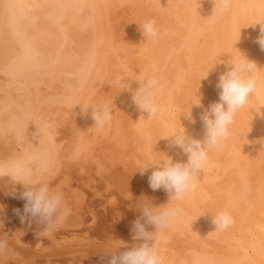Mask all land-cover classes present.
<instances>
[{"label": "bare ground", "instance_id": "1", "mask_svg": "<svg viewBox=\"0 0 264 264\" xmlns=\"http://www.w3.org/2000/svg\"><path fill=\"white\" fill-rule=\"evenodd\" d=\"M0 1L2 2V10L0 9V164H20L27 168L30 175L26 177V182H40V177L42 176L41 173L47 172L51 167L53 170V167L55 168L58 163L60 164L59 168L62 169L61 166H63V164L61 165V163L63 161L59 162V159H61L60 157L62 155L65 157L67 156L64 153L61 155V151L59 152L60 155H58L59 158L57 156L54 142L56 139H53L56 135L53 136L54 132L50 130V127H52L51 129H54L53 127L56 128V126L54 123L49 126L54 122L53 118L50 121L47 119L49 115V117L53 116L50 114L52 112H49L48 115L47 110L45 113L47 118H45V114L43 115L45 110L42 112L41 109L43 106L41 107L40 103L37 105V102L33 101V96L30 92L31 86L36 87L42 82L43 84L46 83L43 80L47 79L45 78L42 80L41 76L55 75L57 78H61L63 75H61L60 72L64 74L65 77L62 78H65L66 80H64L65 90L63 94V102L70 106H80V108L78 107V111L82 108V111H80L81 113L84 111L83 107L86 108L89 104L92 105L94 102V96L95 99L97 97V106L108 104L113 108L114 112L112 113L111 121L106 123L103 127L95 124L91 125V122L94 121H91L93 118H91V122H86L83 125L79 124L82 129L80 128L81 133H79L80 129L78 127L79 130H77V133L80 135L77 136L78 134H76L75 136V139L77 140H75L74 143H77V145L75 144L74 146V143L72 144L74 147L77 146V152H80L83 149H87L89 152V149L94 151V146L102 144L103 140L107 143L110 141L108 145H102L103 147L106 145L108 147L112 144L111 147H113L118 153L115 152L114 149H109L117 154V156L114 155L113 158L116 157L118 161L109 155L111 154L109 153V150V152L106 153V155L109 153L107 155L108 157L103 155L102 158L101 151L96 152L100 148L99 145L98 150L94 151L96 154H94L95 156H92L94 153L92 151H90V153L92 152V155L90 153L89 156L87 155L89 158L93 157V159L90 158L93 162L89 159V161L93 163L92 166L97 165H95L96 162H94L97 158L98 160H96L99 164L97 165L98 167H96L98 169L101 165L100 170L104 172L105 170H102V168H104L103 166L105 165L99 162V159L101 158L102 161H104V158L109 159L110 156L111 159L116 160L121 165L123 163H120V161L125 159L123 157H126L127 159L130 157L129 159H131V155L133 154L137 155L140 160H148V151L152 152V149L154 150L152 157L156 156L158 161L161 158L166 157V154L173 159L177 158L178 161H186L187 156L183 153L182 149L173 146L171 138H164V136L182 131L183 126L188 134L196 138L203 137L204 129L200 116L203 109L208 107V102H206L207 105H204L206 96L204 98L202 95L203 91L201 92L199 90L201 94L200 96H203L201 99L204 98V100L202 99V101H204L202 104L205 107L201 104L200 108H202V106L204 108L200 109V111L195 108V105V107L193 106L194 108L192 107V116L195 118V123H193L182 112L190 110V106L192 105L191 102L198 100V88H196V91L198 92L197 98L190 97L195 91L193 93L191 92L188 96L189 100L190 98L194 99L193 101H190L191 105L185 101L187 98H185V100L184 98L182 99L187 104L184 101H178L181 106L183 104L184 107L189 104L187 108H182V110L179 103H176L177 100H173L176 92L173 94L170 84H173V78L179 75L178 72H181L182 69L185 68V64L182 69L179 68L181 70L177 69L179 70H176L177 72L171 67V63L166 64L167 66L171 65L170 70L173 68L172 71H174V73L176 72V75L174 76L173 74L174 77L172 76L173 78L171 77L170 79L167 75L169 72L167 71L166 74L162 71L165 66V64L162 63V59L167 61L172 55L174 58V54H176L177 57V53H181L183 46L192 51V48L199 39L206 35V31L213 29L214 31L210 35L212 39L206 42V47L204 43L202 44V47L203 49H207L205 50L210 55V61L214 59V62L217 63L205 64L206 69L210 71V73L207 72L206 75L213 73L214 75L211 74L210 78H214L213 80H215V82H218L217 80L219 79V76L227 69V61L231 58V53L233 54V57L236 58L240 56L241 51L250 59L255 60L259 66L264 67V50H262L257 43V38L260 35L262 25L259 23L249 25L264 20V3H261V0H233V5L229 10H217L215 12L214 0H203L201 8L197 9V7H194L193 12L186 16L184 19L185 24L180 20L182 22L181 25L184 24L180 28L182 34L181 38H183L184 41L180 39L178 40L176 37L173 38L171 35L175 36V34H173L175 28L172 29L174 31L172 32L170 31L171 28H169V30L164 23L165 26L162 25V29H165V31L168 29L171 35L169 33L164 34V31H162L163 34L161 35V33L159 34V31L158 36H161V38L159 37L158 40H153L144 39L142 31H137V33L134 31L135 35H133L134 37H131V39H133L129 41L128 36L130 31H128V29V32L125 30L127 26L130 25L128 22H126L128 23V25L126 24V27L122 26V30L124 29L122 32L120 29L121 27H119V25H121V20H118L119 18H117V20L120 21V24L117 23L118 21H116L117 24L114 23L116 18L113 21V23L117 25V29L115 28L116 26L111 24L112 20L110 18L105 19L106 14V16L109 17L112 13H108L109 8H107V5H110L109 7L113 8L111 7L112 3L110 1V4H108V0ZM105 7L107 8L106 10H104ZM111 11L115 13L114 10L111 9ZM121 18L123 19V17ZM142 18V16L140 18L137 17L134 20L138 19V22H134L143 23L144 18ZM140 19L142 21H140ZM135 23L131 25H136L134 27L138 26L137 28H139V24L137 25ZM131 29H133L132 26ZM237 39L239 40L236 42ZM178 46L179 48L176 49ZM157 48H160V50H157ZM176 50L180 51L176 52ZM67 54H69V56H67ZM73 54H76V56ZM190 55L188 54L186 56L189 57ZM191 56L193 57V55ZM171 59L169 60L171 61ZM179 60H175L174 58V61L177 62L176 65H183L182 63H179ZM191 65L193 66V64ZM186 66L189 67L188 64H186ZM197 66L201 67L202 64H194L193 69ZM199 67L195 68L194 72L200 74L199 70H201L202 67L201 69H199ZM166 68L169 70V66ZM185 69L188 70L187 68ZM193 69L191 68L188 72L192 73ZM140 71H143V74L152 76L157 81L156 100L164 111L166 109L165 112L162 110L151 119L147 118V112H142L133 101L134 91L140 86V82L135 80L141 75ZM201 73L205 75V72ZM184 74L186 75L187 73ZM194 74L198 77V80H203L199 79V76L202 74L199 76L196 73ZM165 75L166 77H164ZM195 75L192 73L191 76L193 77ZM167 76L169 80L167 79ZM187 76L188 75L185 76L186 80L191 77ZM38 77H41V82H38ZM181 77L182 76L178 78L181 79ZM208 77L209 75L204 78L210 80ZM51 78L53 77H48L49 81L51 80L50 83H52ZM175 80H177V78H175ZM186 80L184 79L183 81L184 83L187 82L185 83L186 85L182 82V85H185L184 87L182 86L184 89L187 87V84H189L188 81H190ZM193 80L195 82V79ZM60 81L61 80L59 79L58 82ZM167 82L170 84L168 85ZM53 84L56 85V83ZM59 84L60 83H58V85ZM161 84H164V92L163 89H160L162 88ZM51 85L52 84L49 86L50 89L52 88ZM55 85H53L54 88L51 90L56 91ZM169 86L170 88H166ZM211 87L214 88V86ZM37 88L40 89L39 86L36 87V89ZM186 89L187 91H185V93L191 91L190 87ZM215 89L214 91H216ZM210 90L213 93L212 89ZM39 92L37 91V93ZM51 92L46 93L48 96H45L47 102L49 101L48 99L49 96H51ZM216 92L219 93L220 90L218 89ZM216 92H214L215 95H218ZM53 93L54 92H52V94ZM208 93L210 94V91ZM60 94L61 92L58 95L59 97ZM211 96H209V98ZM218 97L219 96H217V100ZM212 100L214 99L212 98L211 101ZM57 102L53 101V103ZM48 103L49 107L50 105L52 106V101ZM83 104L84 106H81ZM35 105L41 107H38V109L41 110L42 115L40 111L38 112ZM89 109H92L91 106ZM262 109H264V77L258 82L257 94L250 98L249 103L241 108L235 115L233 122L230 125V134L225 139V141L228 142L227 146L219 144L213 151L209 152L206 171L200 174L204 176L202 177L203 182L205 180L208 182L210 181V184H207L205 181V184L207 185L206 187L204 186L203 191L207 190L209 187L212 188L213 184L211 181H217V179L219 181L222 180L216 182V185H214L215 187H217V185H222L221 188L218 186L219 188L217 187V189H213V192L216 193L213 195H216V197L213 198L212 195H210L211 193H208L211 188H209L208 192H205V194H207L203 197L204 199L209 197V200L213 202V205L215 204L218 206V209H213L215 206L211 207L210 202L208 204V200L199 205V201L201 202L202 200L199 196H202V191L198 195V191L201 190L200 188L197 192H195L196 189L194 188L195 190H191V194L189 191V194L185 195L191 202L186 198L182 199L184 200L183 202H185V204L183 203L185 206H183V208L177 207L179 208V215L165 230L166 239L160 245V255L164 259L165 264H264V149H262L264 148V115L260 112H256ZM85 112L84 115L88 114L87 110ZM92 112L93 110L90 111L91 114ZM57 114L55 112L54 116H57ZM91 114L90 116L93 117ZM79 115L81 116L82 114ZM84 121L86 120L84 119ZM72 129H74V127ZM92 130L95 131L93 132ZM89 131L91 133L93 132L95 135L91 136ZM72 132L74 131L72 130ZM98 132H100V134L102 133L103 138L98 137ZM72 135L74 136V134ZM104 137H108V139L105 140ZM90 145L93 146L92 149ZM74 153L73 156L75 155ZM118 155H120V157H118ZM76 156L83 161V159L80 158L82 155L78 156L77 153L74 157L75 159H77ZM97 156L101 158H98ZM137 156L136 158H138ZM134 157L133 159L135 160ZM83 158H85L84 155ZM108 159L105 161L108 162ZM127 159L125 160V163L126 165L129 164V167L130 163H128ZM81 160H79L81 164H79L80 162L77 163L80 166H76L79 168V171H83L81 169L82 166H85L84 170H87L90 165L87 166L84 161L88 159L83 161L86 165ZM73 161L75 160L73 159ZM73 161L70 162L72 163ZM77 161L78 160H76V162ZM146 162L149 164V161ZM150 162L152 163V161ZM65 163H67V161H65ZM87 163L89 162L87 161ZM133 163L135 166L136 163ZM143 164L145 165L146 163ZM70 165L71 164H69V166ZM108 165H110V162ZM111 165L108 167L109 170H111L110 168L113 166ZM67 167L65 166V168ZM96 167H93L94 170ZM57 168H55V173H59L60 169L57 171ZM78 168H76V171ZM52 170L51 173L48 171L47 174L49 173V175L42 179L50 177V175L53 174ZM109 170L107 171L108 173H110ZM129 170H131V173L135 176V171H139L140 168L138 170L135 169V173L132 172V168ZM81 171V176L86 173ZM89 171L91 172L92 169H89ZM97 172L99 173V170ZM144 172H142V174ZM136 174L138 175V173ZM217 174L219 177L216 176ZM219 174L222 175V178ZM141 175L139 174L138 177L140 178ZM53 176H55V174ZM87 176L88 175H86V177ZM143 176L144 175H142V177ZM53 178L54 177H51L50 180ZM71 179L73 180L72 175L71 177L65 175L61 183L59 182L60 184L57 186L55 184H57L58 179L54 185L51 181H46L48 184L51 183L50 186L53 185L55 186L54 188H58L63 192L70 213L54 231L45 234L43 232L45 225L24 213L26 200L23 196H20V191H24V186L22 184H14L8 176H5L4 178L0 177V242H3L5 245L4 249L0 251V264H52L53 261L49 259L53 258L52 256L58 251L65 253L69 251L73 253L77 251L85 252L88 247L93 251V253L90 252L95 257L97 256V260L90 259L89 262H86V255L84 258L85 260H82L83 263L79 262L76 264H107L108 257L106 256L105 251L108 250L117 238L122 239L129 244L134 243L133 238H127L120 233L121 230L118 225L111 224L107 227V230L102 231L105 238H100L101 241L99 238L92 239V242H96V244H92L91 242V246L89 245L88 247L86 246L87 248H84L88 239L80 236L84 233L78 235L76 229H79V227L84 224L83 220L86 214H89L90 210L94 211L97 207L96 201L98 200L97 197H99L97 193L100 191L96 192L95 190L97 189L94 188L96 185L94 184L95 182H92L94 184L92 187L90 180H88V184L90 185H87L86 187L89 189L91 188L90 190L92 192L95 191L94 194L96 196V198L93 196V200H96L95 204L93 200H90L91 203L93 202V206H91L85 202L89 198V195L87 194L89 189L87 188V190L84 188L87 190V192H85V194H87L85 198L87 197V199L85 200L84 193H81L84 192L82 191V187H79L77 184H74L76 185L74 186ZM95 179L96 178H94V180ZM136 180L139 179L137 178ZM77 181L78 180L74 181V183ZM78 182H80V180ZM82 182L79 183L81 184L80 186H83L87 181L83 182L84 184H82ZM198 182H200V180ZM203 182L202 184H199L204 185ZM104 183L106 184V182ZM107 183L109 184L110 182L107 181ZM114 184L110 183V186H115ZM200 185L198 187H200ZM107 186L108 188H105L106 192L108 189H112L109 185ZM93 188L95 189L94 191ZM120 189L121 188L119 187V191ZM105 190L102 191L104 192ZM91 191L89 193H91ZM102 191L101 193L103 194ZM107 193L104 192L103 197H105V194L107 197ZM112 193H114V191ZM92 194L93 193H91V195ZM108 196H110V194ZM113 196L115 195L112 194V197ZM117 196L121 197L123 195H120V193L118 194L117 191ZM106 197L101 199L100 196L99 199H101V201L105 199L104 202L106 204L108 202L106 199L112 201L111 197H108L110 199ZM113 199L117 200L114 197ZM185 200H188V203H186ZM110 201L109 204H112L114 200L112 203H110ZM104 202L100 204L104 205ZM118 202L115 204H118ZM173 204L174 206H177L178 203L173 202ZM181 204L182 203H180V205ZM187 204L192 206L193 210H191L193 212L188 209L189 206ZM135 205L137 207L140 206L138 203H134V206ZM201 206H208V209H202L203 207L201 208ZM105 207L103 208L102 206L101 209L98 207L96 210L105 209L106 211L108 207L107 205H105ZM216 211H227L232 216L233 223L226 229L215 230V225L212 223V215H215ZM114 212L115 211L112 212V217L115 221H117V219H122L120 217L115 218ZM93 216L95 217L92 213L88 217L94 218ZM97 216L104 217L102 214ZM86 217L85 219L88 221V217ZM106 217L107 215H105V218L99 217V219L101 218V220L104 221L105 219L107 220ZM94 219L91 220L93 221ZM86 220L85 222H87ZM119 220L117 222L121 223V220ZM96 221L97 219L92 223L88 221L90 223V225H88L91 226L93 223L95 224ZM87 233L85 236H88ZM98 240L99 242L97 244ZM90 241L91 240H89L88 243H90ZM100 242L102 243L99 244ZM56 256L57 255H55V257ZM63 256L67 255L63 254ZM63 256L62 258H64ZM59 257L60 255L58 258ZM58 264H60V262Z\"/></svg>", "mask_w": 264, "mask_h": 264}, {"label": "clouds", "instance_id": "2", "mask_svg": "<svg viewBox=\"0 0 264 264\" xmlns=\"http://www.w3.org/2000/svg\"><path fill=\"white\" fill-rule=\"evenodd\" d=\"M214 3V12L227 11L232 7L233 0H214ZM261 3H264V0H261ZM257 23L262 25L257 43L264 50V20L249 25ZM139 28L144 39H154L158 34L156 22L152 19L139 23ZM227 65L216 85L220 90L219 100L205 108L200 116L204 129L203 137L196 138L188 134L184 126L182 131L164 136L171 138L173 146L182 149L187 160L174 162L173 158L166 154L159 162L150 165L155 168L149 176V185L153 190L165 189L169 193L168 201L162 204L149 202L138 207L141 216L132 225L134 243L129 244L117 238L105 251L107 264H165L160 255V245L166 239L165 230L179 215V208L175 207L173 202L181 201L196 187L198 176L206 171L209 152L229 136L235 115L257 94L258 82L264 77V67L241 51L240 56L236 58L231 53ZM140 72L141 75L135 79L140 82V86L134 91L133 101L142 112H147V118L151 119L163 110L156 100L157 81L152 76L143 74V71ZM201 104L199 95L190 110L182 113L195 123L191 110L194 105ZM89 106L93 109L95 125L103 127L111 121L114 110L108 104ZM256 112L264 115V109ZM150 166L140 171L143 172ZM29 175V170L20 164H0V177L8 176L14 184L24 186V213L44 224L45 234L51 233L66 219L70 209L62 191L46 182H26ZM212 223L215 230H223L233 223V218L227 211H219L212 215ZM149 226H152V230H149ZM4 247V243L0 242V251Z\"/></svg>", "mask_w": 264, "mask_h": 264}, {"label": "rangeland", "instance_id": "3", "mask_svg": "<svg viewBox=\"0 0 264 264\" xmlns=\"http://www.w3.org/2000/svg\"><path fill=\"white\" fill-rule=\"evenodd\" d=\"M112 3L111 5V7H113V8H110L109 6L110 5H107V3H106V5L108 6H106L107 8H109L108 9V13L110 14L111 12V14L109 15V17L108 16H106L105 15V19H108V18H110L111 20H112V23L111 24H113L114 26H116L115 28L117 29V23H119L120 21H118V20H121V25H119V27H121L120 29L122 30V26L123 27H126L127 25H128V23L131 25V24H134L135 22H138L137 20H134V19H136L137 17H143L144 18V20H143V22L144 21H146V19L147 20H149V19H152V20H155V22H156V27H157V31L159 32V34L161 33V35L163 34V32L162 31H164V34L166 33H169L170 31H172V32H174L173 34H175V36H173V35H171V33H169L173 38H177L178 40L180 39V40H182V41H184L183 40V38H181V32H180V28L185 24L184 23V19L186 18V16L188 15V14H190V13H192L193 12V8L194 7H197V9L198 8H201V6L203 5V0H118V2H117V0H108V4H110V2ZM197 1V2H196ZM2 2L0 1V9L2 10V4H1ZM116 3V4H115ZM197 3V4H196ZM104 8V10H106L107 8ZM111 9L112 10H114L115 11V13H113V11H111ZM0 10V11H1ZM110 11V12H109ZM106 13H107V11H106ZM141 13H143V14H141ZM117 14H118V16H117ZM150 14V15H149ZM114 15V16H113ZM137 15V16H136ZM143 15H146V16H143ZM111 16V17H110ZM117 16V17H116ZM148 16V17H147ZM107 17V18H106ZM121 17H123V19L121 18ZM115 18H116V20H115ZM117 18H119L118 20H117ZM121 18V19H120ZM132 18H133V20H132ZM142 18V19H143ZM109 19V20H110ZM128 19V20H127ZM183 19V20H182ZM109 20H106V21H109ZM110 20V21H111ZM115 20V22L114 23H116V21H118L116 24H114L113 23V21ZM129 20H130V22H129ZM132 20V21H131ZM166 20V21H165ZM184 23L183 25H181V21ZM135 21V22H134ZM140 21H142L141 19H140ZM170 21V22H169ZM125 22V23H124ZM126 22H128V23H126ZM134 22V23H133ZM167 22V23H166ZM141 23V22H140ZM167 26V28L169 29V28H171V30L169 31L168 29V31L166 30L165 31V29H162V27L163 26H165L164 24ZM172 23V24H171ZM127 24V25H126ZM135 24H139V23H135ZM142 24V23H141ZM168 24V25H167ZM112 25V26H113ZM130 25H128L127 26V28L125 29L126 31H127V29H128V31H132L131 33L129 32V36H128V40L129 41H131L132 39H131V37H134L133 35H135V33H137V31H141V30H138V29H140V28H137V27H134V26H136V25H131L132 26V28L134 29H131V26ZM163 25V26H162ZM179 25V26H178ZM170 26V27H169ZM174 26V27H173ZM160 27V28H159ZM175 28V30L173 31L172 29H174ZM184 28H185V26H184ZM136 29V30H135ZM118 30H119V28H118ZM124 30V29H123ZM123 30H122V32H123ZM126 31H124L125 33H127ZM134 31H135V33H134ZM178 31V32H177ZM213 29H210V30H207L206 31V35H204V36H202L200 39H199V41L195 44V46L192 48L193 50L192 51H190V50H188L187 48H185L184 46H183V48L185 49H183L182 47V51H181V53H177L178 54V56H179V58H180V60H179V58H178V56L176 57V54H174V58H175V60H179V63L181 64H183V65H180V66H178V65H176L177 64V62H175L174 61V58H173V55L172 56H170L171 58H173V59H171L170 57H169V59H171V61L169 60V59H167V61L165 60H163L162 59V63L163 64H165V66H164V68H163V73H166L167 71L169 72L167 75L169 76V78L171 79V77L173 76V74H174V76L176 75V72L177 71H179V70H181L183 67H184V64H185V68H187L188 70H191V68L193 69V67H194V64H202V69H201V67H199V66H197V67H195V68H198L199 67V69H201V70H203V71H201V70H199V72H200V74H202L201 72H205V75H206V73L207 72H209L210 73V71H208V69H206V67H205V64H214L215 62H214V59H212L211 61H210V55H209V53L208 52H206V48H204L203 49V47H202V44L204 43L205 44V47H206V45H207V41L208 40H211L212 39V37H210V35H211V33H213ZM180 32V33H179ZM124 33V34H125ZM132 35V36H131ZM161 38V36H158V34H157V36H156V38H154V39H156V40H158V38ZM124 38V37H123ZM153 39V40H154ZM193 43V42H192ZM191 43V44H192ZM11 45V44H10ZM180 46V45H179ZM179 46L176 48V49H178L179 48ZM182 46V45H181ZM163 48V47H162ZM206 49V50H205ZM72 50V49H71ZM157 50H160V48H157ZM73 51V50H72ZM177 51H180V50H176V52ZM65 52V51H64ZM75 52V51H74ZM175 52V53H176ZM192 54H191V53ZM193 55V57L191 56H186V55ZM74 56H76V54H73ZM67 56H69V54H67ZM78 56V55H77ZM68 58V57H67ZM191 58V59H190ZM212 58V57H211ZM183 62H182V61ZM170 61V62H169ZM181 61V62H180ZM161 63V64H162ZM171 63V65H168L169 66V70H167L168 68H166V67H168L166 64H170ZM186 64H188V66L189 67H187L186 66ZM191 64H193V66L191 65ZM215 64H217V63H215ZM192 67H191V66ZM170 66L171 67H173L174 68V71H176L177 69H179V68H181V69H179V70H177L175 73H174V71H172L173 70V68H171V70H170ZM178 66V67H177ZM182 66V67H181ZM184 68V69H185ZM195 68L192 70V73H193V75H195L194 73H196V74H198L197 72H194V70H195ZM65 69V68H64ZM184 69H182V71L181 72H178L179 73V75L180 76H182L181 77V79H179L180 78V76L178 75L177 77H175V78H177V80H175V78H173L174 79V81H173V87H172V85L170 84V86H171V90H172V92H173V94L176 92V94H174L175 96H174V99L173 100H177L176 101V103H179V105L181 106V104H180V102H182V101H184L185 100V98H187L188 100H189V98H188V96H189V94H191V92L193 93L194 91V93L193 94H191V96L190 97H193V98H197V95H198V92L197 91H203L202 92V95L204 96V98H205V96H206V98H205V100H204V98H202L204 101H205V103H204V101H202V99H201V101H202V103H204V105L206 104V102H208V105L207 106H209L211 103H213L215 100H217V96H219V93H217L216 91H218V88L216 87V85H217V82H215V80H213L214 78H210L211 77V74H213V73H211V74H208L209 75V77H208V79H210V80H207L206 78H204L205 77V75H200V74H198V76L200 77L199 79H203V80H198V77L195 75V76H191L192 75V73L191 72H188V70H184ZM59 70H60V68H59ZM67 70V69H66ZM166 70V71H165ZM184 70V71H183ZM197 70V69H196ZM61 71V70H60ZM172 73H171V72ZM185 71H187V72H185ZM198 71V70H197ZM59 72V71H58ZM63 72V71H62ZM212 72V71H211ZM181 73V74H180ZM184 73H187L186 75H188L187 77H190V78H187V80H190V81H188L189 82V84H187V87H185V89L183 88L186 84L185 83H187V82H183L184 81V79L186 80V78H185V74ZM191 73V74H190ZM60 74L61 75H63L62 77H65L64 76V74H62L61 72H60ZM172 74V75H171ZM66 75V74H65ZM207 75V76H208ZM214 75V74H213ZM45 76V77H44ZM44 76H41L42 77V80L43 79H47V80H43V81H45L46 83H44L43 84V82L40 84V83H37V84H40V85H37L36 87H40V89L42 90H40L39 88H37L36 89V87L35 86H31L30 87V92H31V94H32V96H33V101L34 102H37V105H39V103H40V106L42 107H40V106H37V105H35V107H37V110H38V112L40 111L41 112V110H39L38 109V107L39 108H41L42 109V112L45 110V112H43V115L46 113V111L48 112V115H49V112H52V113H50V114H52L51 116L52 117H49L48 116V118H47V115L45 114L44 116H46L45 118H47V119H49V121L50 120H52V118H53V121L54 122H52L49 126H51L53 123H54V125L56 126V128L55 127H53L54 129H51L52 127H50V130L52 131V132H54L53 133V136L54 135H56L55 136V138H53V139H56V141H54L55 142V146H56V150H57V156L58 155H62V153H64L65 155H67L66 157L65 156H63V160H62V156L60 157L61 159H59L58 161L59 162H62L61 163V165L63 164V166H61V168L63 169H60L59 167H60V164L58 163V165H56V167L55 168H57V166H58V168H57V171L59 170V173L58 172H54V171H56L55 170V168L53 167V170H52V167H51V169L49 170L48 169V171H50L49 173H51V170H52V175H50V177H47L46 179H42V178H45L47 175H49V173L47 174V172H43V173H41L42 174V176L40 177L41 178V180H40V182H46V181H51V183L54 185L55 184V182H57V179H58V182H57V184H55L56 186L58 185V184H60L61 183V181L63 180V178L65 177V175H68V177H71V175H72V178H73V180H72V184L74 185V184H77L79 187H82V191H84V192H81V193H84V198H85V196H87V194L89 195V200L87 199V197L85 198V200L87 199V201H85L87 204H89V205H91V206H93V202L91 203L90 202V200H93V196H95V194H94V192L96 191H100L99 193H101V191L102 190H105V188L107 189L108 188V186L107 185H109L110 186V183H112V184H114V183H116V184H114L115 186H110V188H112V189H108L107 190V192H106V190L104 191L105 193H107V197H106V194H105V197L106 198H108V197H111L112 199V201H113V203H112V201H110V200H107L106 199V201H108L107 202V204L104 202V200L103 201H101V199H103V198H105V197H103L104 196V192H103V194L101 193V194H99V193H97L98 194V196L99 197H97L98 198V202L96 201V200H93L94 201V204H95V201H96V204H97V207L96 206H94V207H96V208H98V207H100V209L102 208V206H103V208L105 207V205H107V207H108V211L106 210L105 211V209H106V207H105V209L103 210H98V212H97V210H96V208L94 209V211L97 213V215H103L104 217H102V216H97L96 215V213L94 212V211H92V210H90V212H89V214H86V216L88 215H91L92 213H93V215H95V217H97V218H95L94 216V218L95 219H97V221L95 222V224H94V226H93V224L91 225V226H89L90 225V223L89 222H91L92 220L91 219H94V218H90V217H86L87 219H88V221L85 219V217H84V220H83V222H84V224H82L81 225V227H79V229H76V233L78 234V235H80V233H84V234H81L80 236H82V237H85V238H87L88 239V241L89 240H91L90 241V243H88V241H87V243H85V245H84V248H87L89 245L91 246V242L93 241L92 239H97V238H99V240H100V238L102 239V238H105V236H103V234H102V231H104V230H107V227L109 226V225H111V224H113V225H118L119 226V229L121 230L120 231V233L123 235V236H125V237H127V238H133V237H131V236H133V234H131L132 233V225H133V223H134V221L138 218V217H140L141 216V211L139 210V206L137 207L136 205L134 206V203H138L139 205H141V204H144V203H149V202H153L154 204H162V203H166L167 201H168V199H169V197H168V195H169V193L165 190V189H163V188H161V189H158V190H153L151 187H150V185H149V176L151 175V173L150 172H152L153 170H154V168H155V166H150L151 164H153V162L154 163H156V162H159L158 161V159H156V156H154V157H152L153 155L152 154H154V150L152 149L151 151L152 152H149L148 151V153H149V158H148V160H140L139 159V157L137 156V155H135V154H133V155H131L132 156V158L131 159H127L126 157H123V158H125L123 161L121 160L120 161V163H123V164H119L117 161V159H116V157L115 158H113L114 157V155H116L117 156V154L116 153H114V151L115 152H117L113 147H111L112 146V144H111V146L109 147H107V145L110 143V141L107 143L106 141H104L103 140V142H102V144L103 145H105V144H107L106 146H104L103 147V145L102 144H98L99 146H100V148H99V146L98 145H95L94 146V151H96V150H98V148H99V150L98 151H96V152H99V151H101L100 153H101V155H102V158H103V155H106V153L107 152H109V153H111V154H109L110 156H112V158L113 159H116V160H113V159H111V157L109 156V161L108 162H106L105 160H107L106 158H104V161H102V158L101 157H99V156H97L98 158H101V159H99V162H101L102 164H104L105 166H103L104 168H102V170H105L104 172L103 171H101L100 170V168H101V165L99 166V168L97 169V165L99 164V163H97L98 161V159L96 160L95 159V161L94 162H96L95 163V165L97 166H92V162H93V160H91V159H93V157H88L92 152H94V151H92V150H90L89 149V152H88V150L87 149H83V150H81L80 152H77V146L76 147H74L75 146V144L77 145V143H74L75 142V140H77V139H75V136H76V134H78L77 133V130H79L80 128H81V126L80 125H83L84 123H86V122H91V121H93L94 119H92L91 120V118H93L92 116H90V111H92L93 109H89L90 108V106L88 107H83V112L81 113L80 111H82V108H81V110L80 111H78L79 110V108H80V106H77V105H68V104H66V103H64L63 102V94H64V90H65V87H64V85H65V81L64 80H66L65 78L63 79L62 77V79L61 78H59L61 81L60 82H58L59 81V79L55 76V75H50V76H48V75H44ZM58 76H59V74H58ZM67 76V75H66ZM168 76H167V79L169 80V78H168ZM206 76V77H207ZM41 77H38V82H41L40 80V78ZM44 77V78H43ZM48 77H53V78H51L52 79V83H50L51 82V80L49 81V79H48ZM164 77H166V75L164 76ZM179 77V78H178ZM192 78V79H191ZM166 79V80H167ZM193 79H195V82H196V84H195V82H194V80ZM216 79V78H215ZM181 82H180V81ZM186 80V81H187ZM197 80V81H196ZM204 80H205V83H204ZM207 80V81H206ZM48 81H49V83L50 84H52L51 86H52V88L51 89H53L54 87H53V85H55V84H53V83H56V85H55V87H56V91H53V90H51L50 89V84L48 83ZM55 81H57V82H55ZM191 81H193V82H191ZM199 81V82H198ZM208 81H209V83H208ZM218 81V80H217ZM182 82L185 84L184 86L182 85ZM202 82V83H201ZM49 85H48V84ZM58 83H60L59 85H58ZM202 84V86H201V84ZM203 83H204V85H203ZM48 86H47V85ZM167 84H168V82H167ZM167 84H165V85H167ZM168 84V85H169ZM194 85V87H193V85ZM200 86H199V85ZM211 84V85H210ZM213 84H216V85H213ZM41 85H42V87H41ZM46 85V86H45ZM206 85V86H205ZM210 85V86H209ZM44 86V87H43ZM61 86H63V87H61ZM170 86L169 87H166V88H170ZM183 86V87H182ZM207 86H208V88H207ZM211 86H214V88L213 87H211ZM35 87V88H34ZM49 87V88H48ZM161 87L162 88H160L161 90L163 89V92H164V84L162 85L161 84ZM188 87H190V90L191 91H189V89H188V91L189 92H186L185 93V91H187V89L186 88H188ZM202 89H201V88ZM64 88V89H63ZM175 88V89H174ZM192 88V89H191ZM195 88V89H194ZM196 88H198V90L196 91ZM216 88V89H215ZM36 89V90H35ZM39 89V90H38ZM210 89H212V91H213V93L211 92V90ZM214 89L216 90V91H214ZM45 90H47V91H45ZM55 90V89H54ZM193 90V91H192ZM206 90H208V91H206ZM37 91L39 92V93H37ZM54 92L53 94H52V92ZM200 91H199V95H201L200 94ZM210 91V94L208 93ZM49 92H51L50 94H51V96H49V101L48 102H51L52 101V106L50 105V107H49V103L47 102V99H46V97L45 96H47V94L46 93H49ZM61 92V94H60V97L58 96L59 95V93ZM207 92V93H206ZM214 92H216L218 95H215V93ZM184 93V94H183ZM206 95H205V94ZM44 95V97H43V95ZM46 94V95H45ZM49 94V95H50ZM211 94H212V96H211ZM193 95V96H192ZM54 96H56V97H54ZM196 96V97H195ZM203 96H201V97H203ZM209 96H211L210 98H209ZM48 97V96H47ZM52 97V98H51ZM178 97V98H177ZM184 98V100H182ZM193 98H190V100L188 101L187 99L185 100L187 103H189L190 104V101H193L194 99ZM214 99V100H212L211 101V99ZM53 99V100H52ZM54 99H56V100H54ZM96 99H97V97H96ZM96 99H95V96H94V98H93V103H92V105H95V106H97L96 105ZM192 99V100H191ZM198 99H199V96H198ZM91 100H92V98H91ZM207 100V101H206ZM218 100H219V97H218ZM217 100V101H218ZM53 101L54 102H57V103H53ZM59 101H60V103H59ZM178 101H180V102H178ZM184 101V102H185ZM185 102V103H186ZM216 102V101H215ZM47 103H48V105H47ZM186 103V104H187ZM193 102H191V104H192ZM35 104V103H34ZM98 104V103H97ZM167 104V103H166ZM188 104V105H189ZM190 104V105H191ZM87 105H88V103H87ZM90 105V104H89ZM188 105H186L185 107H184V105L182 104V106H181V109L183 108V109H185V108H187V106ZM203 105V104H202ZM203 105V106H204ZM75 106H77V107H75ZM81 106H84V104L83 105H81ZM98 106H100V105H98ZM165 106H167V105H165ZM201 106V105H200ZM200 106H194L195 108H197V109H199V111H200V109H203L204 107L202 106V108H200ZM46 107V108H45ZM48 107V108H47ZM70 107H72V108H70ZM79 107V108H78ZM191 107V106H190ZM193 107V108H194ZM70 108V109H69ZM85 108V109H84ZM88 108V109H87ZM91 108H92V106H91ZM207 108V107H206ZM165 109V108H164ZM182 109V110H183ZM87 110V113L88 114H86V115H84V113H86L85 111ZM89 110V111H88ZM205 110V108L203 109V111ZM164 111V110H163ZM165 111H166V109H165ZM164 111V112H165ZM42 112H41V115H42ZM55 112H56V114H57V116L55 115L54 116V114H55ZM74 112V113H73ZM79 112V113H78ZM201 112H202V110H201ZM73 113V114H72ZM68 114V115H67ZM78 114V115H77ZM79 114H82L81 116L79 115ZM74 115V116H73ZM92 115V114H91ZM83 116V117H82ZM86 116V117H85ZM57 117V118H56ZM74 117H76V118H74ZM81 119H80V118ZM51 118V119H50ZM74 118V119H73ZM79 118V119H78ZM83 119V120H82ZM84 119L86 120V121H84ZM91 120V121H90ZM61 121H63V122H61ZM78 122V123H77ZM94 122V121H93ZM93 122H91L92 124L91 125H93V124H95V122L93 123ZM57 125H56V124ZM77 124V125H76ZM80 124V125H79ZM74 127V129H72L73 127ZM70 127V128H69ZM78 127H79V129H78ZM77 128V129H76ZM82 129V128H81ZM81 129H80V132L79 133H81ZM54 130V131H53ZM72 130L75 132H72ZM93 132L95 131V130H92ZM93 132L91 133L90 131H89V133H90V135L92 136V135H95V134H93ZM56 133V134H55ZM97 133V132H96ZM72 134H74V136L72 135ZM100 132H98V137H101V138H103L102 137V133L100 134ZM80 134H78L77 136H79ZM77 138V137H76ZM104 139L105 140H107L108 139V137L106 138V137H104ZM112 141V140H111ZM105 142V143H104ZM56 143H57V145H56ZM74 143V146L72 145ZM111 143H113V142H111ZM220 144H222V145H225V146H227V144H228V142H226L225 141V139L220 143ZM59 145V146H58ZM61 145H62V147H61ZM72 145V146H71ZM93 145V144H92ZM91 146V145H90ZM98 146V147H97ZM61 147V148H60ZM73 147V148H72ZM102 147H103V149H102ZM58 148H59V151H58ZM69 148V149H68ZM93 148V146H91V149ZM114 149V151L112 150H110V149ZM72 149V150H71ZM75 149V150H74ZM109 150V151H108ZM214 149H212L211 151H213ZM61 151V152H60ZM90 151H92L91 153H90ZM59 152H60V154H59ZM66 152V153H65ZM72 152V153H71ZM74 152H77L78 153V156H80V155H82V157L80 156V158H82L83 159V161L85 160V159H88V160H85L84 162H86V164H87V166H89L90 165V167L88 168V167H86V168H88L87 170L85 169L84 170V168H85V166H82L81 167V169L83 170V171H81V172H86L84 175H82V176H84V177H82L81 176V173H80V171H79V164H81V162L79 161V160H81V159H79V157H77L76 156V158L77 159H75L74 157H75V155L77 154V153H74ZM88 152V153H87ZM71 153V154H70ZM73 153L75 154L74 156H73ZM79 153H81V154H79ZM90 153V154H89ZM114 153V154H113ZM118 153V152H117ZM133 153V152H132ZM95 154V152L93 153V155L92 156H95L94 155ZM107 154V155H108ZM83 155H84V157L85 158H83ZM88 155V156H87ZM97 155H99V154H97ZM100 155V156H101ZM106 155V157H108ZM142 155V154H141ZM71 156V157H70ZM136 156L138 157V158H136ZM65 157V158H64ZM87 157V158H86ZM118 157H120V155H118ZM117 157V158H118ZM133 157L135 158V160L133 159ZM143 157V156H142ZM158 157V156H157ZM58 158H59V156H58ZM75 160V161H73V159ZM89 159L92 161H89ZM110 159H111V161H110ZM122 159V158H121ZM128 160V163H130V166L128 167V165L129 164H127L126 165V161L125 160ZM136 159H139V160H136ZM151 159V160H150ZM76 160H78L77 162H76ZM101 160V161H100ZM129 160H130V162H129ZM178 161L177 160V158L175 159H173V161ZM65 161H67V163H69L70 161H73L72 163L75 165H73L71 162L69 163V164H71L70 166H69V164H67V163H65ZM82 161V160H81ZM82 161V162H83ZM87 161L89 162V163H87ZM138 161V162H137ZM146 161H149V164H148V162H146ZM150 161H152V163L150 162ZM174 161V162H175ZM76 162V163H75ZM78 162H80L79 164H77ZM83 162V163H84ZM110 162V165L112 166L110 169L111 170H109V168L108 167H110V165H108V163ZM133 162H135L136 164H135V166H134V163ZM91 163V164H90ZM100 163V164H101ZM125 163V164H124ZM138 163V164H137ZM140 163V164H139ZM143 163H146L145 165L143 164ZM151 163V164H150ZM64 164H66V165H64ZM85 164V163H84ZM83 164V165H84ZM85 164V165H86ZM131 164H133V165H131ZM78 167H77V166ZM107 165H108V167H107ZM65 166L67 167V168H65ZM71 166H73V167H71ZM138 166V167H137ZM144 166V167H143ZM148 166H150L149 168H147L146 170H144L143 172V174H142V172L140 171V170H142L143 168H146V167H148ZM64 167V168H63ZM71 167V168H70ZM92 167V168H91ZM96 167V169H97V171L99 170V173L96 171V169L94 170V168ZM73 168V169H72ZM75 168V169H74ZM76 168H78V170L76 171ZM108 168V170H109V172L110 173H108L107 171H106V169ZM130 168H132L133 169V171L132 172H134L135 171V169L136 170H138L139 168H140V170L139 171H135L136 173H138V175L140 174H142V175H144L143 177H142V175L140 176V178L138 177V175L135 173V176H133L134 174L133 173H131V170H129ZM138 168V169H137ZM64 169H65V171H64ZM89 169L91 170L92 169V173L89 171ZM148 169H149V171H148ZM62 171H63V173H62ZM76 171V172H75ZM96 171V172H95ZM146 171H147V173H146ZM79 172V173H78ZM89 174H88V173ZM76 173V174H75ZM131 173V174H130ZM43 174H45V175H43ZM55 174V176H53ZM57 174V175H56ZM83 174V173H82ZM150 174V175H149ZM73 175H75V176H73ZM86 175H88L87 177H86ZM95 177H94V176ZM110 175V176H109ZM220 175V177L222 176L221 174H219ZM44 176V177H43ZM57 176V177H56ZM101 176V177H100ZM105 176V177H104ZM106 176H109V177H106ZM216 176H218V174L216 175ZM51 177H54L52 180H50V178ZM74 177H75V179H74ZM112 177V178H111ZM139 179V180H136L137 178ZM199 178H197V181H196V186L197 187H195V192H197L198 190H199V188L201 189V190H199L198 191V195H199V193H201V191H202V196L201 195H199L200 196V198L202 199H200V198H198L199 200H201V202L199 201V205L200 204H202L203 202H206V200H208V204H209V202H210V205H211V207H217V208H213V209H218V206H216L215 204L213 205V202L212 201H210L209 200V197H207L206 199H204L203 197H205L204 195H206L205 194V192L207 191H209V188H211V187H209L207 190H204L203 191V189H204V186L206 187V185L207 184H210V181L208 182V181H206L207 182V184H205L206 182L204 181L203 182V178L202 177H204V176H202V175H200V176H198ZM206 177H208V176H206ZM219 177V176H218ZM81 178V179H80ZM94 178H96L95 180H94ZM113 178H114V180H113ZM147 178V179H146ZM222 178V177H221ZM49 179V180H48ZM56 181H55V180ZM85 179V180H84ZM92 179V180H91ZM76 180H80V182H86L85 184L82 182V184H84L83 186H80L81 184H79L80 182H75L74 183V181H76ZM88 180H90V182H91V185H92V187L94 186V184H96L95 186H94V188H96L97 190H95L94 188H93V191L94 192H92L88 187H86L87 185L89 186L90 184H88ZM200 180V182H198ZM98 181V182H97ZM107 181L108 182H110L109 184L107 183ZM220 181H222V180H220ZM218 179H217V181H211V183L213 184V186L214 185H216V182H220ZM39 182V181H38ZM54 182V183H53ZM60 182V183H59ZM94 184H93V183ZM101 182V183H100ZM104 182H106V184L104 183ZM202 182H203V184L204 185H200L199 183H201L202 184ZM215 182V183H214ZM48 183V182H47ZM51 183H49L50 185H51ZM100 184V185H99ZM52 185V187H55V186H53ZM124 186V188H123V186ZM200 185V187H198ZM74 186H76V185H74ZM77 186V187H78ZM97 186V187H96ZM107 186V187H106ZM203 188H202V187ZM212 186V188H211V190H212V192H211V190H210V192H208V193H211L210 195H212V197L214 198V197H216V195L214 196L213 194H216L215 192H213V189L215 188V189H217V187L219 186V185H217V187H213ZM78 187V188H79ZM99 187V188H98ZM114 187V188H113ZM115 187H118V188H115ZM119 187L121 188L120 189V191H119ZM147 187V188H146ZM220 188L222 187V185L221 186H219ZM218 187V188H219ZM87 189L88 190V193L87 194H85V192H87V190H85V189ZM99 189V190H98ZM206 189V188H205ZM19 190H21V189H19ZM79 190H80V188H79ZM112 190V191H111ZM116 190V191H115ZM122 190H123V192H122ZM193 190V189H192ZM22 191V190H21ZM20 191V196H22V193L23 192H21ZM91 191V193H93L92 195H91V193H89ZM114 191V193H116V194H114V193H112ZM117 191H118V194L120 193V195H123V196H117ZM163 191H165V192H163ZM129 193V194H128ZM166 193H167V196H166ZM96 194V195H97ZM110 194V196H108ZM112 194L113 195H115V196H113L114 198H116L119 202H120V204H122V205H120L119 204V202L117 201V200H115V199H113V197H112ZM187 194H189V193H187ZM186 194V195H187ZM190 194H191V191H190ZM196 194V193H195ZM91 195V196H90ZM128 195V196H127ZM209 195V194H208ZM207 195V196H208ZM19 196V197H20ZM100 196H101V199H99L100 198ZM117 196V197H116ZM126 196V197H125ZM137 196V197H136ZM168 197V198H167ZM187 196H185L183 199H185ZM91 198V199H90ZM95 198H96V196H95ZM121 198V199H120ZM125 198V199H124ZM108 199H110V198H108ZM186 199H188V198H186ZM198 199H197V201H198ZM210 199H211V196H210ZM189 200V199H188ZM188 200H185L186 201V203H188L187 201ZM109 201H110V203H112V204H109ZM116 201V202H115ZM182 202H180V201H175L174 203H178L177 204V206L176 207H182L183 208V206H185L184 204H185V202H183L184 200H181ZM104 202V205H102V204H100V203H103ZM118 202V204H115V203H117ZM182 203L181 205H180V203ZM189 202H191L190 200H189ZM211 202H212V204H211ZM184 203V204H183ZM99 204V205H98ZM114 204V205H113ZM132 204V205H131ZM189 204H192V203H189ZM120 205V206H119ZM188 205V204H187ZM187 205H186V207H187ZM198 205V206H199ZM131 206V207H130ZM189 206V205H188ZM119 207V208H118ZM129 207V208H128ZM191 207V208H190ZM203 206H201V208H202ZM220 208V207H219ZM120 209V210H119ZM188 209L189 210H193V208H192V206H189L188 207ZM202 209H208V206H205V207H203ZM191 210V211H192ZM101 211H102V213H101ZM113 211H115L114 212V216H115V218H117V217H120V218H122V219H117V221L119 220L121 223H122V225H121V223H119V222H117V221H115V219L112 217V212ZM117 211V212H116ZM105 212V213H104ZM193 212V211H192ZM195 212V211H194ZM218 211H216V213H217ZM95 213V214H94ZM107 215V220L105 219L104 221L103 220H101V218H105V215ZM196 214V213H195ZM99 217H101L100 219H99ZM90 218V219H89ZM95 219L93 220V221H95ZM85 220L88 222H85ZM91 220V221H90ZM92 221V222H93ZM100 221V222H99ZM114 221V222H113ZM82 222V223H83ZM91 222V223H92ZM86 223H87V225H86ZM124 225V226H123ZM152 226H150L149 227V230H152V228H151ZM74 229V230H75ZM88 232V233H87ZM131 232V233H130ZM88 234V236L86 235L85 236V234ZM104 233V232H103ZM131 235V236H130ZM90 236V237H89ZM129 236V237H128ZM89 237V238H88ZM99 240L97 241V244H98V242H99ZM101 241V240H100ZM105 241V240H104ZM103 242V241H102ZM102 242H100L99 244H101ZM94 242H92V244H93ZM94 244H96V242L94 243ZM87 246V247H86ZM60 249H62V248H60ZM59 249V250H60ZM92 250V249H91ZM90 250V247H88V249H86L85 250V252H67V253H65V252H60V251H58L57 253H55V255H57L56 257H55V255L54 256H52L53 258H50L49 260H52L53 262H52V264H58L59 262H60V264H76V263H79V262H81V263H83V261L82 260H85L84 258H85V256H86V262H89L90 261V259L92 260V259H96L97 258V256L95 257L92 253H93V251H91ZM92 253H91V252ZM76 253V254H75ZM60 255V257L58 258V256ZM63 254L64 255H67V256H63ZM70 254V255H69ZM72 254V255H71ZM62 256L64 257V258H62ZM68 257V258H67ZM73 257V258H72ZM83 257V258H82ZM97 260V259H96ZM57 261V262H56ZM84 261V262H85ZM72 262V263H71ZM85 262V263H86Z\"/></svg>", "mask_w": 264, "mask_h": 264}]
</instances>
